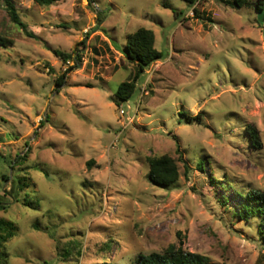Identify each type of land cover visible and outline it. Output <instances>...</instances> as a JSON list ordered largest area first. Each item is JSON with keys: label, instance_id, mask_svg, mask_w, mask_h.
Returning <instances> with one entry per match:
<instances>
[{"label": "rangeland", "instance_id": "obj_1", "mask_svg": "<svg viewBox=\"0 0 264 264\" xmlns=\"http://www.w3.org/2000/svg\"><path fill=\"white\" fill-rule=\"evenodd\" d=\"M13 1L32 36L0 0V37L13 42L0 44V218L16 227L0 264H135L171 244L211 264H264L261 218L236 213L240 194L264 190L257 0ZM140 27L164 58L118 103L136 72L127 37ZM54 49L82 60L64 63ZM163 154L180 169L172 186L149 178L148 158ZM3 174L26 179L19 201Z\"/></svg>", "mask_w": 264, "mask_h": 264}, {"label": "trees", "instance_id": "obj_2", "mask_svg": "<svg viewBox=\"0 0 264 264\" xmlns=\"http://www.w3.org/2000/svg\"><path fill=\"white\" fill-rule=\"evenodd\" d=\"M6 3L8 14L15 24L19 25L29 36H32L27 29V24L20 18L17 7L13 0H3ZM60 0H34L35 3L41 6H50L57 3ZM94 1V0H90ZM192 6L199 3L200 0H184ZM239 7L243 5L253 4L250 0H235ZM254 5L261 11H264V0H257ZM165 7H169L167 3ZM179 15L178 13L176 14ZM13 42L4 37H0V44L8 46ZM84 43V41H83ZM125 56L136 65V72L131 80L124 81L119 84L116 90V98L118 103L128 102L136 91L138 81L147 68L156 61L164 58V53L159 51L155 47V33L152 29L145 27L138 28L135 32L131 33L127 37V43L125 46ZM56 57H58L64 63H68L71 60L81 62L82 54L75 51L67 52L60 49L53 50ZM74 68V66L68 65L66 70L61 73L55 82L57 86H62L67 78L68 73ZM247 130L250 135V139L257 147H261V141L256 128L248 126ZM22 159V157L20 156ZM149 163V178L158 185L167 187L174 185L180 177V169L176 159L168 154L160 156H150L148 158ZM203 168V164H201ZM5 181L11 179L9 174H3ZM12 186L11 197L13 200L19 201V193L17 187L23 190L28 187L26 179L21 177H14L11 179ZM13 191V192H12ZM16 192V193H15ZM239 209L236 210L237 215L245 220H249L250 217L259 216L261 218V233L264 236V190L251 189L246 194H240ZM24 204L38 208V203L30 199H24ZM1 209L5 208L4 205L0 206ZM15 225L12 221L0 218V248L7 243L14 234ZM110 250L112 247L107 245ZM101 264H120L103 261ZM135 264H211L208 256L185 250L182 246L175 244L169 245L163 252H151L139 254Z\"/></svg>", "mask_w": 264, "mask_h": 264}, {"label": "built area", "instance_id": "obj_3", "mask_svg": "<svg viewBox=\"0 0 264 264\" xmlns=\"http://www.w3.org/2000/svg\"><path fill=\"white\" fill-rule=\"evenodd\" d=\"M125 103H129V101H128V102H125ZM129 107H130V106H129ZM121 112L123 113V112H125V110L122 108Z\"/></svg>", "mask_w": 264, "mask_h": 264}]
</instances>
